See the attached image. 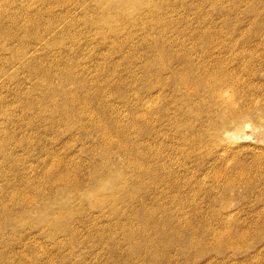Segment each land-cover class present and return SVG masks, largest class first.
Here are the masks:
<instances>
[{
	"label": "rangeland",
	"instance_id": "obj_1",
	"mask_svg": "<svg viewBox=\"0 0 264 264\" xmlns=\"http://www.w3.org/2000/svg\"><path fill=\"white\" fill-rule=\"evenodd\" d=\"M179 1L185 2L187 9L185 7H179L178 13H173L175 16L173 14L166 15V20L163 22L170 23L173 26L164 31L167 36V38L165 37L166 40L168 38V40L172 38V40H182L186 36L189 37L191 33L193 36L197 35V30H210L211 32L217 33L214 41L220 43H226V41L229 42L233 39L241 43L249 38V41L253 43H257L258 41L264 42V0H261L256 8L250 5L251 2L249 0H223L221 1V7L213 5L218 0H208L209 3L208 1L199 2L198 0H178V3ZM189 5L192 7L190 8ZM90 6H92L91 8L98 6L97 8L100 11H103L106 7L101 2H98V0H0V141H3L0 143V223L8 218H12L16 224L19 223V225H16L17 227L8 226L0 229V264H7V262L10 264H142L143 262V258L132 251L136 243H130L125 239L126 237L124 235L126 232L124 230L116 232L115 237L112 239L102 241L95 235L89 241L91 242L90 244L85 242L89 230L84 226V231L82 229L83 226L78 224V220L81 219V214L72 216L70 221L72 224L74 223L75 227L79 228V238L78 244L75 246L76 248L72 249L65 242H63L65 245L62 246L56 244L47 235L46 228L41 229V227L47 219L46 214L50 211L47 208L56 205V209L57 204H51L47 207L40 206L38 210H33V215L28 218V221L21 219L23 218L22 216H16L21 210H26L29 213L33 209L23 202L25 200L24 194L41 195L42 198L40 196L38 197L39 201L43 204L45 203V199L52 189V181L45 173L46 169L44 170L45 164L48 165L60 159L67 160L80 157L78 159L85 160V164L88 165L92 156L87 149L97 146V135L96 137L85 136L76 130L71 134L70 132H66L63 126H60L61 120L59 117L55 119L51 117L54 113L49 106L50 102L47 99L41 98L44 94V86L46 84L40 85V79L38 77L40 71L38 68L42 67L50 71L52 78L50 80V86L54 90L60 88V76L64 75L65 78L69 72L74 74V81L80 82L88 91H95L94 96L97 98L93 100L95 107L102 100L104 107L109 113L111 109L119 110L122 115V117L119 115L120 118H124L125 120L130 110L128 107H123L121 99L115 97L118 96V93H125L131 101L135 100L138 96L144 97L147 95L145 93L147 90L143 88V85L149 83L148 80L153 78L152 74H147L146 69H144V64H148L149 62L146 61L147 55L141 45L144 41L136 42L141 41L143 36L141 31L138 28H130L129 26L132 25L113 23V26H119L121 24L124 26V32L120 37H117L107 27H101L105 25L93 23L94 17L98 14L94 12L89 13ZM256 9L259 12H256ZM173 18L174 21H172ZM155 22L151 23L153 24ZM129 33L132 35L136 34L139 36V39L133 36L131 40V37L128 38ZM174 35L175 37H173ZM170 36L172 37L170 38ZM260 37L262 40H260ZM185 38L183 40H188ZM119 44L125 46L121 51L118 49ZM133 44H136L134 49H132ZM32 52H34V55H31ZM129 54L133 57L134 63H131V61L128 62ZM123 57L128 61H125ZM115 65L118 66L117 69L114 68ZM58 67L60 69L58 73L60 74L56 73L59 70ZM148 75H150V78ZM240 78V80L238 79L240 84L239 93L244 94L249 90L256 89V91H252L255 94L254 100L249 103L257 107L264 104V86L259 88L257 85H253V83L249 84L248 80L250 76L246 73L240 76ZM256 79L264 80V71L257 74ZM252 80L254 81V79ZM124 82L126 84L130 82L134 83L129 85L130 87H125ZM119 83L124 87H119L117 85ZM69 89L75 91L76 86L71 83L69 84ZM226 96L229 101H236L235 93L228 92ZM60 98L67 100L65 107L70 110L69 113H73V108H75L74 113L79 109L78 105H74L78 103L72 102L70 97L61 96ZM38 100L41 103L40 107L35 105ZM182 100L184 99L182 98ZM182 100L178 99L176 101L180 107L179 110L174 107L170 109L171 116H179L178 112L180 110L184 109L186 111L194 104L190 102L186 103ZM200 105L204 109L208 107L207 103L202 101H200ZM235 106L238 107L237 104ZM218 108V106H213L215 114L218 113ZM260 113L261 111H257V114L261 115L258 118L246 121L244 126L247 127L244 130L235 132V127L231 126V130L233 131L226 135H221V141L215 145L208 143L207 138L209 136L205 133L207 136L205 137V144L203 146L201 145L202 147L198 148L196 153L195 151L192 152V146L188 144L191 142L187 143L181 137L182 134L180 131L182 128L175 126L165 127L163 125H168V121H164L162 125H158L154 129L155 132L162 129L163 132L160 134L161 137L159 139L163 143L172 145L175 149V165L173 169L175 172L178 171V174L180 173L184 176L177 175L178 177L181 176L179 181H182L183 186L181 184L180 186L177 184L171 185L172 188L168 190L169 197H175L178 201L182 197L187 198L188 202H186L187 204L185 203V206L188 208H198L199 215L197 218L194 220L191 218L196 223H199V219L201 223L204 222L203 218L208 216L211 223L214 221L217 224L215 220V218L217 219L216 214L231 212L232 218L228 221L230 222V226L232 225L231 228L234 225L232 228L234 229L238 222L235 228L237 231L241 233L247 231L251 234L248 235V233H245L247 234V238L248 236L252 238V240L246 239L245 243H248L244 244L249 247L247 249L249 252H247L246 248H241V251L228 247V249L224 248L223 250L212 249L207 251L204 257L209 258L214 256V258H217L218 263L209 262V264H257V260L258 264H264V175L262 177L263 180L257 182L255 184L256 186L248 188L246 184L237 182L235 180L236 178L231 175H228L231 178L227 177L230 180H226L224 171V175L220 177L216 175L217 172H214L223 169L222 167L224 165L228 166L226 161L221 162V158L223 157L218 156L217 153V150L222 152V149L226 153L225 150L228 147L240 148L239 152L236 153L237 157L244 160L247 164H251L256 158H262L264 160V117ZM205 114L204 111L198 112L197 123H193L196 128L195 130H199L196 131L197 133L204 130L208 131L209 129L214 132L213 128H216L208 123L210 119L208 120L209 116ZM155 119L152 118L151 121L145 122V124L148 123L147 125L152 128ZM211 120L210 123H214L215 121V125L217 119ZM86 121L89 125L93 124L90 123L92 122L90 120ZM139 121L136 119L133 120L134 125L129 129L131 137H136L138 126H140ZM51 122H55L53 128L50 126ZM123 123L126 125L127 121ZM164 132L166 133L164 134ZM204 132L199 133L200 135L203 134V139L205 136ZM114 134L117 135L116 132ZM150 135L147 134L145 140L148 137L150 139ZM57 138L59 139L57 140ZM150 142H153V140ZM220 144L223 148L219 147ZM181 156L188 158H185L186 161H184L185 159ZM180 161L184 163L179 164ZM252 165L249 166L252 167ZM186 169H190V171L188 170L189 175L186 173ZM156 175H158V172L151 170V176L154 177ZM186 175L187 177H185ZM183 179L185 180L183 181ZM187 185L188 189H186ZM201 186L203 187L201 188ZM164 187V184L160 183L157 187L152 183L145 186L147 189L141 195L146 194L148 196L149 189L153 192L155 190L158 192V190ZM180 194L182 197H180ZM194 197L195 200L193 202ZM78 202L72 199L69 200L68 205L74 206ZM163 203L164 200L162 199L156 202L158 205H163ZM189 203H191V206ZM134 204H137V201ZM59 205L61 206V204ZM148 205V207L152 208L155 203L148 202ZM177 205L178 203H173L169 207L175 208ZM221 207L224 209H221ZM122 209L125 211L122 210L123 212L118 217L111 219L112 223L115 221L114 225L117 219L122 222L124 221L123 228L127 229L131 225V211L124 207ZM181 211L183 212V209ZM93 212L95 214L97 213L96 210L92 209L88 211L89 214L83 218L86 220L85 222L88 223L91 220L92 217L90 218L89 215L91 213L93 214ZM154 214V218L164 216L161 210L156 211ZM177 214L175 211L174 215L176 216ZM256 216L260 217L257 218ZM179 217L182 223L190 219L189 215L186 217L185 214L183 217ZM133 222H135V225L141 224L138 220H133ZM247 223H251V225L246 226ZM244 226H246L247 230ZM258 227L260 228L257 229ZM236 230L234 232H237ZM139 235L136 236L138 237ZM60 238L65 239L67 237ZM136 241H138L137 243L139 245H144L141 239L138 238ZM250 241L251 243H249ZM112 245H116V250L111 248ZM228 254L229 256H226ZM189 258L186 262V257H177L184 264H204V258L203 260L197 258L193 252H191ZM230 261L234 262L232 263ZM175 264H178V262Z\"/></svg>",
	"mask_w": 264,
	"mask_h": 264
},
{
	"label": "bare ground",
	"instance_id": "obj_2",
	"mask_svg": "<svg viewBox=\"0 0 264 264\" xmlns=\"http://www.w3.org/2000/svg\"><path fill=\"white\" fill-rule=\"evenodd\" d=\"M198 1L207 2L208 0ZM221 1L223 0H218L216 4L213 2V5L221 7ZM260 1L261 0H249V2H251L250 5L255 8L260 4ZM98 2H101L106 7L103 11H100V9L97 8L98 6L93 8L90 6L89 13L94 12L98 14L94 17L93 23L105 25L101 27H107L108 30L115 33L117 37H120L124 32V26L122 24L132 25L129 27L138 28L139 31H141V34L143 35L141 41L136 42L144 41L141 45L147 55L146 61H149L148 64H144V69H146L147 74L151 73L153 77L148 80L149 83L143 85V88L147 90V92H145L147 95L144 94V97L137 95L138 97L131 101L130 98H127L125 93H118V96L115 98L121 99L123 107H128L130 110L129 115L126 116V120L124 118L121 119L119 116L121 115L119 110L111 109V112L109 113L104 107L102 100H100L95 107L93 104V100L97 99L96 96H94L95 91H88L80 82L74 81V74L69 72L66 74L65 78L64 75L60 76V88L54 90V88L51 89L50 86V80H52L50 71L39 67V83L41 86L46 84V86H44V94L41 98L47 99V101L50 102L49 106L54 113L51 117H53V119L59 117L61 120L60 126H63L65 131L70 132L71 134L76 130L85 136L96 137L97 135V146L87 149L92 156L88 165L85 164V160L78 159L80 157H74L67 160L60 159L51 164H45V173L52 181V189L47 195L45 203L43 204L39 201L38 197H41V195L24 194L25 200L23 202H25L26 205L31 206L33 209H31L29 213L26 210H21L16 216H22L23 218L21 219L28 221V218L33 215V210H38L40 206L47 207L51 204H57L56 209V205L47 208L50 210L47 214L45 213L47 219L43 222L44 224H42V227L40 226L41 229L46 228L47 235L56 242V244L60 246L66 244L72 249L76 248L75 246L78 244L79 238V228L75 227L74 223L72 224L70 221L72 216L81 214V219L78 220V224L83 226L82 229L84 231V226L89 230L85 242L90 244L91 242L89 241H91L92 236L95 235H97L102 241L112 239L115 237L116 232L124 230L126 232H124V236L126 237L124 238L130 243H136L135 247L132 248V251L143 258L142 264H175L177 262L178 264H184L180 259H177V257H186L187 262L190 259L189 255L191 252H193L199 259L203 260L204 258V264H209V262L218 263L217 258H214V256L209 258L204 257L207 251L212 249L223 250L227 247L233 248L234 250H240L241 248H246V250L249 249V247L244 244L248 243H245L246 239L252 240L249 236L247 238V234H245L248 233L246 231V226L251 225V223L248 224V222L247 225L244 226L246 228V232L243 231L244 233L235 229L238 222L236 223L235 228L232 229L234 225L231 228L232 225L230 226V222H228L229 219L232 218L231 212L225 214H223V212L221 214L217 212L218 214H216L215 212L217 219L214 216L213 217L217 224H215L214 221L211 223L208 216L203 218L204 222L202 223L198 218L199 223H196L193 220L199 215L198 208H188L185 206V203L188 201L187 198L185 199L181 194L180 197L182 198L179 201L175 197H169L168 190L172 188L171 185L173 186L174 184H177L180 186V184L182 185L183 183L182 181H179L181 176H177L180 173L178 174V171L175 172L173 169L175 165V149L172 145L163 143L162 140L159 139L161 137L160 134L163 132L162 129L156 132L154 129L156 126L162 125L164 121H168V125H163L165 127L175 126L177 128H182L180 131L182 134L181 137L184 141H187V143L191 142L188 144L192 146V152L195 151L196 153V150L205 144V137L209 136V138H207L208 143L215 145L221 141V135H226L233 131L231 130V126L235 127V132L244 130V128L247 127L244 126L246 121L261 116L257 114V111H261L260 114L264 117V104L257 107L254 104L249 103L254 100L255 94L252 91H256V89L240 94V84L238 82V79H241L240 76L246 73L250 76V79L248 80L249 84L253 83V85H257L259 88L264 86V80L256 79V75L264 71V42L258 41L257 43H253L252 41H249V38L241 43L234 39H228L230 40L229 42L226 41V43H220L214 41L217 33L211 32L210 30H197L198 34L194 36L192 33L190 34L192 36L188 34L189 37L186 36L188 40H183L185 37L182 38V40H172L173 38L171 40H168L169 38L166 40L165 37L167 38V36L164 31L173 26H171L172 24L163 21L166 20V15L178 13L179 7H185L187 9L185 2L179 1L178 3V0H98ZM199 5H201V3H199ZM191 7L192 6H190V8ZM95 8L97 9L95 10ZM256 12L259 11L256 9ZM154 21L156 22L152 24L151 22ZM172 21H174V18ZM113 23L122 24L119 26H113ZM224 27L226 26L224 25ZM185 29L188 31L187 28ZM182 33L184 34V32ZM133 36L136 38L139 37L136 34L132 35L129 33L128 38L131 37L132 40ZM171 37L172 36H170V38ZM173 37H175V35ZM260 40H262L261 37ZM135 46L136 44H133L132 49H134ZM123 47H125L123 44L118 45L120 51ZM31 55H34V52H32ZM123 59L134 63L133 57L130 54L128 55V60L124 57ZM114 68L117 69L118 66L115 65ZM58 71L60 72V69L56 71L57 74H60ZM148 77L150 78V75H148ZM252 79H254V81ZM71 83L76 86L75 91L69 89V84ZM132 83L134 82H130L129 84L124 82V85L125 87H130L129 85ZM117 85L119 87H124L121 83ZM228 92L235 93L236 101L228 100L226 96ZM171 93H173V95H171ZM61 96L70 97L72 102L78 103L74 104L79 107L76 113H74L75 108L72 109L73 113H69L70 110L65 107L67 100L65 98H60ZM182 98L184 100H182ZM178 99L185 101L186 103L190 102L194 104L186 111L184 109L180 110L178 112L179 116H171L170 109L172 107L177 108V110L180 109L176 103ZM200 101L207 103V109H204L200 105ZM235 104H237L238 107H236ZM35 105L38 107L41 106L39 100ZM213 106L219 107L217 114L214 113ZM27 107L31 108L30 106ZM201 111H204L206 113L205 115L209 116L208 120H210L208 123L211 126L216 127L213 128L214 132L209 128L208 131L204 130L206 132L200 130V134L204 132V135L205 133L207 135L204 136V139L203 134L200 135L196 132L199 130H195L196 128L193 124L194 122L197 123L198 112ZM152 118L156 119L154 121V126L150 128L147 125L148 123L145 124V122L151 121ZM134 119L140 120V126H138L136 137H131L129 129L133 127ZM211 119H217L219 122L217 123L216 121V124L214 125L215 121L214 123H210L212 121ZM86 120L92 121L90 123L93 124H87L88 122ZM124 121H127L126 125L123 123ZM54 123L51 122V128L54 127ZM199 124L201 125V123ZM198 125L197 127H199ZM115 132L117 135L114 134ZM165 133L166 132H164V134ZM147 134H151L150 139H148V137L145 140ZM58 139L59 138H57V140ZM151 140H153L154 143L150 142ZM2 142L3 141H0V143ZM219 147L223 148L221 144ZM239 150L240 148L233 147L226 148V153L223 149L222 152L217 150L218 156L223 157L221 158V162L226 161L228 166L224 165L222 167L223 169L214 172H217L216 175H218V177L223 176L225 173L226 180H230L231 177L228 175H231L236 178L235 180L237 182L244 183L246 184V187L251 188L256 186L255 184L257 182L263 180L264 160L262 158H256L251 164H247L244 160L237 157L236 153L239 152ZM184 161H186V159ZM180 163L181 161L179 164ZM249 165H252V167ZM182 166L184 167V165ZM180 167L178 166V168ZM151 170H155V172L157 171L158 175L152 177ZM188 170L190 171V169ZM188 170L186 173L189 175L190 173H188ZM185 177H187V175ZM227 177L230 178L227 179ZM184 180L185 179H183V181ZM35 183H37V181H35ZM152 183L157 187L161 183L164 184L165 187L158 190V192L157 190L153 192L149 189L148 196H146V194L141 195L144 190L147 189L145 186ZM186 187V189H188V185ZM202 187L203 186H201V188ZM224 190L226 191V189ZM181 193L183 194V192ZM72 199L79 202L74 206L68 205L69 200ZM159 199L164 200L163 205L156 204ZM194 200L195 197L193 202ZM135 201H137V204H134ZM148 202L155 203V205L150 208L148 207L150 205H148ZM173 203H178L177 207L170 208L169 206ZM59 204H61V206ZM189 204L191 206V203ZM123 207L128 208V210L130 209L131 211V214L129 213L131 225L127 229L123 228L124 221L122 222L117 219V222L114 225L115 221L112 223L111 219L113 217H118V215L123 212ZM90 209L96 210L97 213H91L89 216L92 218L87 223L83 218L89 214L88 211ZM182 209L183 212L181 211ZM221 209L224 208L221 207ZM158 210L163 211L164 216L154 218V213ZM175 211L180 215L177 214L175 216ZM184 214L186 217L189 215L190 219L182 223L179 216L183 217ZM191 218L193 220H191ZM133 220H138L141 224L135 225ZM3 222L0 223V229L8 226L17 227L16 225H19V223L16 224L12 218L5 219ZM21 222L23 221L21 220ZM243 228L241 229L243 230ZM259 228L260 227L257 229ZM235 230L237 232H234ZM139 233L141 234L139 235ZM136 235L139 236L137 237ZM248 235L251 234L248 233ZM60 237H67L69 239H61ZM124 238L123 240H125ZM138 238L144 242L143 246L137 243L138 241H136V239ZM63 242H65V244ZM122 243H124V241H122ZM249 243H251V241ZM111 248L116 250V245H112ZM247 252L249 251L247 250ZM226 256H229V254ZM234 261L230 262L233 263ZM256 262L258 264V260ZM7 264L10 263L7 262Z\"/></svg>",
	"mask_w": 264,
	"mask_h": 264
}]
</instances>
